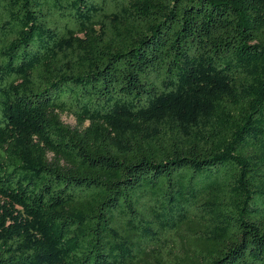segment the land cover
<instances>
[{
	"label": "trees",
	"instance_id": "16d2710c",
	"mask_svg": "<svg viewBox=\"0 0 264 264\" xmlns=\"http://www.w3.org/2000/svg\"><path fill=\"white\" fill-rule=\"evenodd\" d=\"M0 264H264V0H0Z\"/></svg>",
	"mask_w": 264,
	"mask_h": 264
},
{
	"label": "rangeland",
	"instance_id": "374dc122",
	"mask_svg": "<svg viewBox=\"0 0 264 264\" xmlns=\"http://www.w3.org/2000/svg\"><path fill=\"white\" fill-rule=\"evenodd\" d=\"M61 120L64 124H66L70 127H75V125H76L75 119L72 116L64 114L61 116Z\"/></svg>",
	"mask_w": 264,
	"mask_h": 264
}]
</instances>
